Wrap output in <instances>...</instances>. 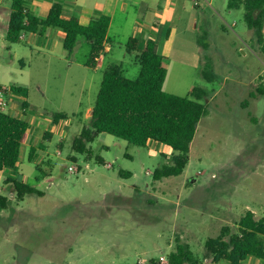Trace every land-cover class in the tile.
<instances>
[{
	"label": "rangeland",
	"instance_id": "374dc122",
	"mask_svg": "<svg viewBox=\"0 0 264 264\" xmlns=\"http://www.w3.org/2000/svg\"><path fill=\"white\" fill-rule=\"evenodd\" d=\"M0 1L11 11L12 0ZM194 1H180L185 5L177 14L181 18L176 17L161 49L167 65L165 92L191 98L195 88L206 93L201 103L207 114L198 125L184 173L155 180L154 173L177 154L159 144L138 147L100 134L87 144V152L74 150V138L89 123L87 107L95 104L101 73L81 105L68 108L76 116L63 147L57 134L46 143L44 166L26 160L17 171L1 174L0 196L10 206L0 212V264H138L139 259L141 264H166L180 242L203 258L207 239L219 237L225 228L238 232L248 207L259 213L257 219L264 218V31L261 42L248 29L243 10L229 9V0H197L199 8ZM6 29L0 25V87L27 88L36 103L42 101V88L58 107L57 90L66 77L40 74L35 61L29 70L27 58L37 59L35 52H18L24 68L4 39ZM115 48L110 62L136 79L140 67L134 56ZM89 52L82 47L77 61ZM78 88L71 89L80 98ZM8 100L6 113L23 98ZM9 175L28 178L27 184L43 194L19 202L3 183ZM211 216L216 221L206 222Z\"/></svg>",
	"mask_w": 264,
	"mask_h": 264
},
{
	"label": "trees",
	"instance_id": "16d2710c",
	"mask_svg": "<svg viewBox=\"0 0 264 264\" xmlns=\"http://www.w3.org/2000/svg\"><path fill=\"white\" fill-rule=\"evenodd\" d=\"M229 9H242L248 29L255 31L263 41L264 0H229ZM61 14L62 5L56 3L47 19L41 20L28 12L25 0H12L7 41L17 44L24 33L42 35L48 28H58L66 33L63 44L68 54L72 53L80 38L92 43L88 66L94 68L99 55L105 50L110 18L95 17L89 26L84 27L76 18L65 20ZM126 50L140 67L139 76L129 79L120 69L103 74L89 123L74 138L73 148L80 154L87 152V144L100 134L112 135L138 147H148L152 141L177 153L169 164L154 173L155 180L181 176L190 162L191 145L198 125L207 114L206 106L201 103L206 93L195 88L191 98L164 91L166 58L158 52L154 40H148L140 51L138 41L130 39ZM208 80L211 81V77ZM9 90L27 98L26 88L10 86ZM260 92L264 93L263 86ZM69 118L64 113L54 115L56 123ZM27 131L26 121L0 112V174L18 165ZM120 175L131 176L130 173ZM5 184L19 200L40 193L21 181L7 180ZM9 206V199L0 196V212ZM238 227V232L234 234L225 228L219 237L207 239L203 258L195 255L189 244L178 243L176 250L168 255L166 264H207L208 261L210 264H243L249 257H255L264 264V218L256 219L254 212L247 211Z\"/></svg>",
	"mask_w": 264,
	"mask_h": 264
},
{
	"label": "crops",
	"instance_id": "0c3cea01",
	"mask_svg": "<svg viewBox=\"0 0 264 264\" xmlns=\"http://www.w3.org/2000/svg\"><path fill=\"white\" fill-rule=\"evenodd\" d=\"M26 7L29 13L33 14L41 20L47 19L50 10L53 5L59 3L62 5V18L65 20H71L76 18L80 25L87 27L91 21L98 16H107L110 18V28L108 31L107 42L105 44V56L98 60L96 66H88V61L92 52V43L85 38H80L74 47L71 54H68L64 49V39L66 33L58 28H48L42 35L24 33L21 38V42L17 44H10L7 41V32L9 26V20L11 11L2 7L3 2L0 1V25L7 26L5 33V41L11 45V50L14 51V57L18 60L21 59V64L24 68L26 65L24 63L25 59L22 54L37 53L38 58L33 60L28 56L29 70L33 68L32 61H35L34 68L39 71L40 74H55L56 76L66 77L63 82V88H58L57 90V100L59 101V106L54 108V98L50 97V92L43 90L41 88L39 96L42 98L40 103L31 101V92L28 90L27 98H23V101L19 103L18 106L10 107L8 114L22 119L28 123L27 140L22 145L20 157L22 155V160L19 159L18 165L11 169L17 171L20 165L24 161L29 163L37 164V168L41 165L44 166L45 157L48 156V146L46 143H51L55 136L58 134L60 136L59 146L63 147L66 134L65 131L73 127L75 123L73 118L75 113L68 111L72 105L80 106V101L82 97L88 96V89L92 87L93 80L103 74L106 71L112 69H120V65L117 62H110L108 55L113 54L118 49L126 50V45L130 39H136L138 41V49L141 51L148 40H154L158 47V52H161L164 41L169 39L172 32L173 24L176 21L177 14L184 9V4H180L182 0H25ZM184 1V0H183ZM194 6L196 8L200 7V2L195 0ZM242 10V9H239ZM181 14L177 17L179 21ZM2 23V24H1ZM196 27L199 23L198 19H195ZM193 23V24H194ZM87 46L91 49L89 52V57L86 55L84 61H77V53L82 47ZM27 51V52H26ZM114 58V57H113ZM121 70V69H120ZM81 82V83H80ZM102 79H100V86ZM14 86V85H10ZM0 87L7 88L9 87ZM20 87V86H18ZM79 87L81 97H78V93L73 92L71 88ZM24 88V87H23ZM70 88V89H69ZM100 90V89H99ZM99 92V91H98ZM17 94H9V98L16 96ZM98 95V93H97ZM96 95V98H97ZM96 101V100H95ZM94 105H89L87 107L86 118L90 119ZM9 107V106H8ZM52 109L49 110V109ZM58 110V111H53ZM71 112V113H70ZM6 113V112H5ZM58 113H64L68 116L72 114V117L66 120L59 121L56 123L54 121V115ZM64 124V126L62 125ZM83 129V127H82ZM82 129L78 132L81 133ZM150 143H154L150 141ZM156 144V143H154ZM46 145V146H44ZM157 145V144H156ZM163 148H167L162 145ZM168 149V148H167ZM4 171L2 173H5ZM1 173V174H2ZM0 174V176H1ZM7 180L21 181L25 184L28 182V178H20L19 180L13 179L11 175L7 176ZM2 182V181H1ZM12 196V193H10ZM43 193H39L42 195ZM31 196V195H28ZM26 197V196H25ZM25 197L19 202L24 201ZM248 211L256 213L252 207L247 208ZM257 219V218H256ZM216 221L214 216L206 219V222ZM169 248H173V244H168ZM138 264L143 263V259H139ZM243 264H261V261L255 257H249Z\"/></svg>",
	"mask_w": 264,
	"mask_h": 264
},
{
	"label": "built area",
	"instance_id": "2783aa9c",
	"mask_svg": "<svg viewBox=\"0 0 264 264\" xmlns=\"http://www.w3.org/2000/svg\"><path fill=\"white\" fill-rule=\"evenodd\" d=\"M104 54H105V50L103 52H101L97 61L102 59ZM260 78H263L262 82L264 83V71H263V74H261ZM9 94H10L9 89L0 88V112H4L8 108V106H9V100H8ZM69 172L73 173V172H75V169L73 167H70Z\"/></svg>",
	"mask_w": 264,
	"mask_h": 264
}]
</instances>
